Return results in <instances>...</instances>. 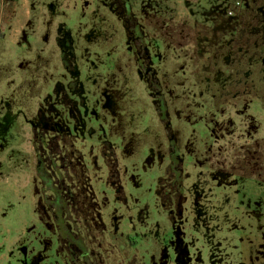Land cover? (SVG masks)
Listing matches in <instances>:
<instances>
[{"label":"rangeland","instance_id":"1","mask_svg":"<svg viewBox=\"0 0 264 264\" xmlns=\"http://www.w3.org/2000/svg\"><path fill=\"white\" fill-rule=\"evenodd\" d=\"M185 1L31 0V20L13 45L0 0V264H70L35 153L36 128L61 117L69 208L61 198L53 207L69 209L63 232L84 243L75 260L264 264V72L243 51L228 71L214 56L193 75L182 63L195 29L212 27L211 8L227 19L249 0L239 8L235 0ZM41 5L49 11L39 31ZM261 11L253 19L264 0ZM62 26L72 39L70 71L57 42ZM165 33L174 49L158 39ZM220 40L212 28L207 46ZM74 80L78 88L66 93L75 106L54 110L56 85ZM48 127L46 139L55 133Z\"/></svg>","mask_w":264,"mask_h":264},{"label":"trees","instance_id":"2","mask_svg":"<svg viewBox=\"0 0 264 264\" xmlns=\"http://www.w3.org/2000/svg\"><path fill=\"white\" fill-rule=\"evenodd\" d=\"M228 1L233 2L234 0H228ZM185 2L189 3L190 0H186ZM243 5L244 4H242V6ZM262 6H263V0H249L247 4V9L244 8V10H240L239 12L234 11V14L230 15L229 18L227 19L225 17L216 18L217 17L216 13H218L219 9H217V7L211 8L209 12L210 13L209 17L212 22V27L208 28L205 31L199 27L195 29L197 33V38H196V43H195V48L193 50V53L189 59L182 60V63L190 69L191 75L195 74V72L199 73L201 71L204 58L207 59L208 57V59L213 60L212 59L213 56L214 58L216 57L217 59V60H213V62L217 63L218 65L220 61L221 63L220 65L226 70V68L229 67L230 65L232 64L235 65L239 63L238 60L239 58H241L240 53L242 51L245 52L244 54L245 60H248L249 58L247 56L251 55V58L253 59L251 61L252 69L259 68L261 69V71L264 72V14L260 13L262 15V17H260L261 19H253L254 16H256V14H259V12H262L261 11ZM257 10H260V11L257 12ZM128 13H129L128 14L129 16L133 15V11H131L130 7H129ZM212 28L219 29V32L221 33V40L219 41V44L216 43L219 46H214L213 48L210 46L215 45V43L211 45V42H209L210 46H207L208 40L211 36ZM59 29H60L59 31L60 33L57 36V42L62 52V63L64 67L66 66V69L70 71L74 69V67H72V64H71L74 60V54L71 53L72 39L70 37H66L67 35L65 36L63 35V33H66L65 30L68 31V28L62 26ZM141 31L142 30H138L137 33L133 35L134 43L136 41L135 37H139V32ZM160 37L161 38L158 37V39L160 40L162 39V41L164 40L163 42L165 46L166 44H169L168 47H170V49L175 48V47L174 48L171 47L174 44V41L171 35L169 36V34L165 33V37L164 36H160ZM147 38H151V36H148ZM227 50H230L231 52L228 51L229 54L227 53L224 54V51H227ZM185 53L186 55L190 54L189 52H185ZM168 55H169V52H168ZM143 62L144 60H142L141 65ZM214 63L213 65L210 63L209 68L213 67ZM228 70L229 68L226 71ZM146 72H148V69L146 70ZM147 74H150L152 78V82H155L154 76L152 75V73L149 71ZM248 82H251V81L248 80ZM74 83L76 84L75 87L73 86ZM78 83H79L78 80H74V81L65 83L63 86L62 84L56 85L53 95L57 96L56 97L57 101L55 102H59V103H57L56 105H53L54 110H58V106L64 109L75 106V103L73 101L70 102L69 99L67 98L66 90L69 89L70 92H72L73 89L78 88L79 86ZM69 96L71 95L69 94ZM251 96H253L254 98L258 97V99L261 98L259 93L251 94ZM76 102H78V100ZM262 104L264 106V100H262ZM164 110L165 109H163L162 111L164 119L166 118L167 120H169V116L165 113ZM39 111L40 113H42V110H39ZM75 119L79 121V118H75ZM63 120L64 118L62 117L58 120H52L53 121L52 124H45V121H44L43 122L44 125H47V126L43 125V127H41L40 129L35 127L36 128V143H35L36 151L35 153L40 160V165L42 164L43 167H45L44 174L48 176L53 175V174H50V175L48 174V170L51 169V165H50L51 163L59 161L58 163L61 162V166H63L66 160L65 156L67 152H65V150L63 149L64 147L63 142H66L65 139H67L66 138L67 126H65L66 128L62 126ZM48 126H50L51 131L53 130L55 133L52 134L51 137H49V139H46L44 130L45 128H49ZM58 136L65 137L63 142L59 141ZM55 146H56V149H58L57 152L55 151ZM175 155H177L176 150H175ZM175 155L173 156L174 159L176 157ZM253 155L254 154H252V158H253ZM239 166L240 168H242L241 165ZM251 166H253V168L255 167L257 168L259 167V163L255 161L253 164L252 162ZM238 169L239 168H237V170ZM258 169H262V167ZM62 174L64 175L63 172ZM240 174H243V173H240ZM262 176L264 177V173L262 174ZM40 178L43 182H45L42 177ZM63 181L60 183L59 187H55V189H57L59 192L67 196V190H66L67 186L63 187V183L66 185V183ZM46 186L48 189H50L49 184L46 183ZM60 241L63 243L62 245L64 248L67 247L70 264H76L75 258L78 256V253L76 252V250H74V246L72 247L69 243H67L66 235L61 233V230H60Z\"/></svg>","mask_w":264,"mask_h":264},{"label":"crops","instance_id":"3","mask_svg":"<svg viewBox=\"0 0 264 264\" xmlns=\"http://www.w3.org/2000/svg\"><path fill=\"white\" fill-rule=\"evenodd\" d=\"M49 0H47L48 2ZM144 1V0H142ZM4 8L5 17H9V30L5 32V41L15 45L16 43H20L23 38L25 27L24 22H30L32 16L31 9V0H3L2 2ZM46 4V3H45ZM46 10L49 11L48 7L45 5L40 6V14H39V22L38 28L39 31L42 30V20L44 15L46 14ZM17 23L19 25L15 26ZM12 26V27H11ZM16 28L17 30L13 31L12 28ZM27 29V26H26ZM10 32V33H9ZM2 34V33H0ZM9 47V46H8ZM16 241V240H13Z\"/></svg>","mask_w":264,"mask_h":264},{"label":"flooded vegetation","instance_id":"4","mask_svg":"<svg viewBox=\"0 0 264 264\" xmlns=\"http://www.w3.org/2000/svg\"><path fill=\"white\" fill-rule=\"evenodd\" d=\"M58 162L59 161L50 164L51 165V169L48 170V174L49 175L53 174V175H51V176L47 175V180L44 179L43 175L41 177L43 178V180L47 184H49L50 190L52 189V192H50V194H49L50 197L48 198L50 200V202L52 203V205L54 206L55 203L58 204V202H59L58 199L61 198L60 202L62 203V205H64L65 208L66 207L69 208V206L67 205V196L62 194L61 192H59L57 189H55V187H59L60 183L62 182V178H64V175L62 174V169H61L62 168L61 162L60 163H58ZM63 187H66V185L63 184ZM53 206H52V210L54 212V216L56 218H58V224L60 225L61 233L65 234L63 232L62 227H66L67 230L69 231V224H68V222H70L69 221L70 220L69 209L66 210L65 213H64L65 208H62V209H60L61 211H59V210L55 209L56 205H55V207H53ZM57 211H59V213ZM59 216H60L61 219H59ZM70 231H71V233L77 232L75 229H70ZM72 235L73 236H71V237L70 236H66L67 243H69L72 247L74 246V248L77 245L76 246L77 248L74 249V250H76V252L78 254H80L81 249H79V248H82V246L84 247V243H83V241L81 239V244H80V240L78 239L80 236L78 235V233H76V234L74 233ZM73 237H75V238H73ZM77 242L79 244H77ZM75 263H77V264H85L86 262L75 260ZM88 264H90V263H88Z\"/></svg>","mask_w":264,"mask_h":264},{"label":"built area","instance_id":"5","mask_svg":"<svg viewBox=\"0 0 264 264\" xmlns=\"http://www.w3.org/2000/svg\"><path fill=\"white\" fill-rule=\"evenodd\" d=\"M234 3H235L236 7H241V4H242L241 0H235ZM228 13H229V15H233L234 11L233 10H229Z\"/></svg>","mask_w":264,"mask_h":264}]
</instances>
